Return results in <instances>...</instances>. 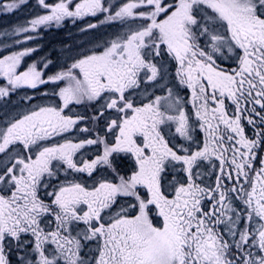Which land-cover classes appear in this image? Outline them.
Masks as SVG:
<instances>
[{
  "label": "snow or ice",
  "instance_id": "snow-or-ice-1",
  "mask_svg": "<svg viewBox=\"0 0 264 264\" xmlns=\"http://www.w3.org/2000/svg\"><path fill=\"white\" fill-rule=\"evenodd\" d=\"M36 4L0 31V264H264V0ZM66 21L116 30L25 64Z\"/></svg>",
  "mask_w": 264,
  "mask_h": 264
},
{
  "label": "rangeland",
  "instance_id": "rangeland-1",
  "mask_svg": "<svg viewBox=\"0 0 264 264\" xmlns=\"http://www.w3.org/2000/svg\"><path fill=\"white\" fill-rule=\"evenodd\" d=\"M30 3V2H29ZM33 4H29L27 9V6L22 7V9L20 11H17L15 13H11V14H0V31L6 30L8 32H11L17 25L19 24H23L25 23V21L27 19H29L30 17L36 15V14H43V12H40V10H35L34 8H32ZM66 25L62 24V26H64V28L62 29V36L64 38H74L76 37L75 42L73 43L72 49H73V54L76 50H83L82 48H80L81 45H85V46H89L86 43V35L88 34H84L80 31V27H78L77 29H75V26L72 24L71 26L68 25L67 22H65ZM78 24H82V22H78ZM56 26H52L50 27V31L49 33H45V31L48 30V28H41L39 30V35L36 39L28 42L29 47H35L38 50L34 53H32L31 56L26 57L25 58V64H30L32 62H37L38 67L40 66V62H42L43 60H45L46 57H67L68 56V45H63L60 44L56 47H48L43 41L45 40L46 34H49V37H56L58 36L57 32H52L51 29L55 28ZM7 42L9 44L12 43V39H14L13 37H9L6 38ZM43 42V43H41ZM90 47V46H89ZM18 50V49H16ZM53 61V65H55V67H61L62 64H55L57 62V60H52ZM50 68H53L52 66H50ZM58 68V70H59ZM52 71H55V68H53ZM25 91L22 90L21 95H23ZM20 103V97L19 96H14L12 98V104L9 105V110H13V108H15V106L17 104Z\"/></svg>",
  "mask_w": 264,
  "mask_h": 264
},
{
  "label": "flooded vegetation",
  "instance_id": "flooded-vegetation-1",
  "mask_svg": "<svg viewBox=\"0 0 264 264\" xmlns=\"http://www.w3.org/2000/svg\"><path fill=\"white\" fill-rule=\"evenodd\" d=\"M2 2H4V3H7L8 2V0H2ZM29 4H33L32 5V8H36L35 10H40V12H43V10L42 9H40L38 6H37V4H36V0H29ZM27 9H29L28 8V6H27ZM30 10V9H29ZM67 22V21H66ZM68 23V25L69 26H71L72 24L71 23H69V22H67ZM64 25H66V23H64ZM78 25H80V24H77V25H74L75 26V29H77L79 26ZM64 28V26H59V27H55V28H53V29H51V31L53 32H57L58 33V36H56V37H52V38H50L49 37V34H46V37H45V40L43 41L48 47H56V46H58V45H60V44H63V45H72L73 43H76L75 42V40H76V37H74V38H64L61 34H62V29ZM50 28H48V30L47 31H45V33H49V30ZM116 29H114V28H101V29H97V30H95V31H93V32H89V33H87L88 35H86V37H85V39H86V43L89 45V46H91L88 42L89 41H92V40H94L96 37H98V36H101V35H103L105 32H109V33H111L112 31H115ZM85 34V33H84ZM43 42H41V43H43ZM45 59H50V60H57V62L55 63L56 65L57 64H62V66L64 65V63L66 62V60H67V57L65 58V57H60V56H58V57H46ZM58 66L57 67H55V70H58ZM50 70H53V68H50ZM24 91H26V92H28L29 94H31V92H32V90H30V89H26V90H24Z\"/></svg>",
  "mask_w": 264,
  "mask_h": 264
}]
</instances>
